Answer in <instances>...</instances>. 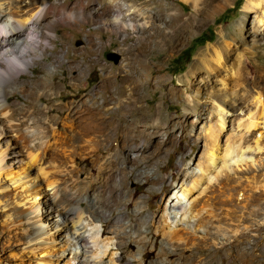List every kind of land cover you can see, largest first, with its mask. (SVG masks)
<instances>
[{
	"label": "bare ground",
	"instance_id": "1",
	"mask_svg": "<svg viewBox=\"0 0 264 264\" xmlns=\"http://www.w3.org/2000/svg\"><path fill=\"white\" fill-rule=\"evenodd\" d=\"M184 1H189L195 8L200 9L198 0ZM260 1L261 0H247L246 8L258 7L261 3ZM150 4H152V2H150ZM202 4L204 6L210 5L211 1H203ZM73 7L80 10V30H83L84 23H92L98 27L100 40L98 39V34L96 35L92 33V31H89L88 35H86L89 44L98 42L101 43V39L103 37L102 33L108 34L110 41L109 46L115 44V38H122L123 43L121 44L122 48L120 51L123 54V58L120 70H125V75L120 78L114 71L105 72L95 92L88 94L86 98H79V109H76L75 106H73V102H63L57 107L56 116L48 121L49 125L52 127L51 141L43 140L44 142L39 148H36L34 143L35 141L28 144V149H30V151L26 155H28V160L37 167V171L40 173L39 175L42 176L41 180L38 176L30 178V173L28 174V172H30L32 168L28 163H23L17 171H13L11 168L3 166L5 156L3 157L1 153H4L5 149L0 151V177L4 175L8 181L7 183L12 187L20 185V188L21 186L25 188V191L23 190L18 194H13L14 197L11 201L2 206V209L0 210L4 209L5 211L2 222H14V209L17 206H22V204L23 206L29 205V209L33 210H30L31 212L36 213L41 211L42 215H45L47 219L51 217L52 212L57 213V216H62V226L66 230L65 234L70 236V238H67V240L64 241L65 244L67 246L76 244V248L78 247L81 253V257L79 259L75 257L74 254H69V258L67 260L65 259L66 262L64 264H92V257H90V260L89 258L86 259L85 256L89 253L97 256L100 252L99 249L101 248L98 249V246L96 245V249H92V246L89 245L88 238L86 239L85 237V226L82 225L85 214L88 218H90L91 222L102 221L105 223L104 232L111 236L110 238H105L103 240L105 244H111L112 246L115 245L116 250L127 249L131 247L132 243L137 244L139 249L143 251V257L150 256L149 253L144 251L147 244L141 247V239H132L131 232L137 234L138 238H141L145 233L146 236L150 233L154 235L156 232L162 234L166 239L164 240V248L162 249V252L166 256H170L173 251H176L175 248L172 250V246H174L172 243L180 244L181 242L182 245H185V249L189 245H195L198 247L199 251H206L210 245L204 243L196 244L194 242V237L198 232L202 233L205 237L208 236V240L215 239L216 237L228 238L227 234L231 233L228 227H222L216 224L213 225L209 222V219L211 217L216 218L218 215L216 210L213 209V200L216 198V192L218 191L221 194L225 193L223 188L226 184H229L228 182L230 179H233L232 177L234 172L229 167L230 163H235L238 168L243 165H247V162L243 164L244 151L253 150L260 152L263 148L261 139L264 137V92H261L259 88L264 82V78L262 76L264 75V67L260 66L258 62H256L257 60H255L258 55V51L246 52L248 55L245 59H240L239 65L233 64V68H231L229 75L226 76L225 80H222V85L225 87L224 89L222 88L221 91L223 94H216L213 96L216 101L214 106V113L216 116L215 122H212L213 125H211V122H209V124L207 123L208 125L202 124L204 119V115L202 113L198 114L199 116L196 122H190L187 120H182L180 123L177 122L180 121L182 119L181 118L180 120L166 122L168 124L165 125L163 123V118L154 114L149 126H144L141 129L142 121L146 122V118L141 120L137 115L133 114L132 118L125 119L124 115L134 113L137 112V110L142 109V106H139V103L142 100L141 91L144 81L141 77L142 75L138 71H140V68L145 65V61L141 57L149 53L153 54L156 51V47L160 45L163 32L161 30L154 29V22L158 21L163 24L166 23L163 16L169 12L167 6H151V9L148 10V12L146 11L143 13L140 9H134L131 11L130 7H125L123 0H75L72 2H67L66 0H56L54 2L49 0H0V117L9 112L6 109L7 105L3 102V100H5V103L9 104V92L13 93L17 90L25 88L23 84L18 86V83L20 82L19 78L23 77L26 69L31 68L34 64H37L38 59L45 56L47 45L51 44V40L53 38H59L57 35L59 34V30L61 28L65 29L72 27L74 22ZM255 12H259L258 8H255ZM146 14L148 18H152V21H144V18L142 19V22L138 20L139 15L145 16ZM169 15L170 22L167 23L170 28L169 36L170 38L175 37L176 42L181 39L184 29L175 28L176 26L172 25L173 22L180 18L178 15ZM260 20L261 23L264 24V19H259L258 22H260ZM150 28L153 32L144 36ZM66 34L67 30H65L62 35L64 36ZM140 34H142V36L138 37L136 43L133 44L134 50H131V47H125L127 39L124 36ZM94 36L98 40L94 38ZM227 37L234 39L231 36ZM224 38L225 37L222 36V40L220 42L221 51L218 47L212 45L197 53L195 56V65L197 66L198 71L196 78H192L188 82H182L180 87L173 84L175 88L170 92L175 93L178 98L182 99L183 94H186L196 88L208 91L211 84H215L218 78L223 75V72L225 71V62L223 61L221 54L222 51L228 53V49L224 43ZM256 38H259L258 34ZM260 46L261 45L258 43H254L255 48L259 49ZM135 51H137V54H134ZM231 52L232 51L230 50L229 54ZM211 55L214 60L211 59ZM53 56V58L57 61L63 62L61 59V56L63 55L60 53H55ZM208 60H211L210 68L206 65ZM233 69L234 71H232ZM30 70L33 72L35 71L34 68H31ZM50 77L52 81H48V78ZM55 77L56 75L54 73L50 71L47 72L46 77L43 79L41 77L42 82L40 84H34L36 87H33L32 89L43 86L44 95L52 96L53 91L60 88L59 84L55 82V79H57ZM112 78L115 79L113 80ZM32 79L34 80L35 78ZM73 79L78 80V78ZM158 79L159 77H155V80ZM125 85L126 90L122 89ZM226 85H231L230 87H234L235 89H230V87L228 88ZM72 86L75 91L74 96L79 97V91L83 89V85L73 83ZM113 87H118V91L112 93ZM182 87L185 88L183 91L181 90ZM177 89L181 90L180 94L177 93ZM197 92L200 93L198 90ZM59 96L63 98V100L65 99V95L62 94V92L59 93ZM97 96H99L101 101L97 99ZM40 98H42V95ZM199 98V94L194 95L192 102L195 105L198 104ZM229 110H233L235 112L240 110L241 113H243L236 126V130L242 128V130H239L237 133L238 141L242 142V146L234 142L232 144L228 143L225 148L220 149V136L225 129L227 111ZM114 111L118 112V115L113 116L112 113ZM18 118L16 119L18 120ZM24 120L25 118L22 117L19 123L15 122L16 125L14 127L6 129L1 128L0 134L2 136H0L4 137L7 142H9L14 136L19 137L23 130L19 125L22 124ZM228 121H231L230 118ZM178 123L180 130H174ZM189 123L195 128L197 139L203 138L205 141L203 156L201 155L196 165L197 169L200 171V175H192L189 178L183 174V178L180 180L178 187L179 191L175 197V199H177V203L169 208L167 205L164 206L165 211L169 209V215H171L170 211L181 209L183 213L180 216V221L184 222V226L179 227L180 225H175L171 228L169 225H166L168 214H162L161 217H159V223H157L158 221L156 222L149 216L145 215L144 208L147 206L150 209L149 200L138 202L136 204L137 211L135 212V220L131 222V224L124 223V217L126 215L122 204L125 203L126 206H131L136 196L132 192H128L127 195L122 194L116 178H126L129 174L128 170L133 167V162L129 163L126 161L123 166L115 165L117 154H110L107 159L109 163V166H107V179L102 184L97 185L96 191H94V194L97 193L96 197L93 196V199L88 200L87 206L84 208L81 203L77 206H73L71 204L74 200V196L70 193L69 189L74 186L71 185L73 182V180H71V174L75 168L72 157L74 154L76 155V153H79L80 149H82V152L86 155L91 152H99L103 149V147L110 144L113 137L118 136V132L120 130H125L126 132L127 130L135 129L136 133H141L140 137H142L146 143L145 152L148 150L146 154L150 155L152 153V151L150 152L151 148L163 147L168 142H173V140L178 137L176 134L177 131L180 132L181 136L185 134L189 129ZM201 124L202 127L198 128ZM162 131L168 134L167 138H156V134ZM29 132L30 131H28V135H26V137L30 136ZM126 135L128 136V134H125V136ZM40 137L38 138L39 140ZM43 137L44 136L41 138ZM33 147H35V149L31 150ZM196 148L197 143L193 142L190 146L191 152L189 154L191 155ZM124 149H122V145H119L117 153H124ZM235 153L237 157H235ZM53 154L56 155L53 156ZM185 155L181 158L182 160L189 157V155L186 157ZM62 156L68 157L70 162L68 168L60 167L61 164L59 165L57 163L58 161H61L60 158ZM147 156L148 155L145 157ZM217 162L220 164L219 167H216ZM250 162H252V160ZM251 165L253 166V164ZM159 170H162V168L160 167ZM193 172L195 173L196 171L193 170ZM57 174L61 175L62 178L56 177ZM138 175L142 174L140 173ZM174 175H176V173ZM145 178L152 185V188H150L149 198L151 199L157 197L156 191H154L155 189L153 188L162 184L164 182V178L159 177L157 180H151L148 175H146ZM36 180L39 182L43 181L45 183V187L49 189L47 190L44 186H39ZM248 183L250 185L245 187L241 185L242 187L239 190L234 189L235 187L230 188L228 194L226 193L227 195H225L226 198H232L234 195L238 198L241 196L242 201H245L244 203H246L252 198H255L256 194L264 191V176L261 180ZM161 190L163 192L162 196L167 199L169 197L168 192H170V189L162 188ZM89 195L90 193L85 191L80 197L83 200L84 198H88ZM17 196L18 198H16ZM41 200L43 203H39ZM41 205H43V207ZM44 206L50 209L51 212L47 213V208L45 209ZM115 213L116 215H113ZM17 215V218L19 219V214ZM226 215H230V212L226 211ZM26 217L28 221L36 218L34 215L30 216L28 214H26ZM160 218L165 224L163 227L160 225L162 223ZM51 221H53V219H51ZM151 221L155 225V230H150L149 232L143 231V228L148 226ZM24 225L26 226L25 223ZM59 226L60 225H57V227L54 228V231L55 229L59 230ZM30 230L32 231L33 229L30 228ZM212 230H214V232H212ZM31 234L33 235L31 237L29 236L27 241L29 244V247H27L28 250L27 252L24 251V253L26 252L28 255L34 254V264H60L64 261H59V259L56 258L50 263V257L56 254L52 255L49 248L50 246L48 245L49 243H45V233L43 230L41 233H37L36 229L35 231L33 230ZM259 238L260 241L256 243V250L254 254L255 261H257L256 264H261L259 259L264 256V235H260ZM62 239H65L64 236ZM114 240L115 244L113 243ZM96 242L99 245V241L97 240ZM246 242L251 243V240L248 239ZM21 252L23 253L22 250ZM35 253H37V255ZM114 254L115 252L112 253V256H114ZM127 260L122 257H117L116 259L111 257L109 259V264H116L117 261H119V264H131L130 261ZM21 263L22 262L20 260L17 261L16 264ZM97 263L95 262L94 264ZM149 264L162 263L150 262Z\"/></svg>",
	"mask_w": 264,
	"mask_h": 264
},
{
	"label": "rangeland",
	"instance_id": "2",
	"mask_svg": "<svg viewBox=\"0 0 264 264\" xmlns=\"http://www.w3.org/2000/svg\"><path fill=\"white\" fill-rule=\"evenodd\" d=\"M49 1L54 2L56 0ZM66 1L72 2L75 0ZM203 1H211V4L204 6L202 4ZM150 2H152V4H150ZM246 2L247 0H198V5L200 6V9H198L195 8L191 2L184 0H123L125 7H130L131 11L134 9H140L145 13L151 9V6L157 7L159 5L167 6L169 10L168 14L163 16L166 23L163 24L158 21L154 22V29L163 32L160 45L156 47V51L153 54L149 53L141 57L145 61V65L140 68V71H138L142 75L141 77L144 81L141 91L142 100L139 103V106H142V109L137 110V112L134 113L125 114L124 118L130 119L133 117V114L137 115L141 120L146 118V122L142 121V129L144 126H149L154 114H157L160 118L162 117L165 125L168 124L166 122L180 120L181 118L182 119L177 122L180 123L182 120L196 122L198 120V114L202 113L204 115L202 124L208 125L209 122H211V125H213L216 116L214 113L216 101L213 96L216 94H223L221 91L222 88L224 89L225 87L222 85V80H225L226 76L229 75L231 68H233V64L239 65V60L242 58L245 59L248 55L246 52L258 51L255 60H257L256 62H258L260 66L264 67V24L261 23V20L258 22L259 19H264V0H261L260 5L255 7L258 8V13L255 12V8H246ZM79 14L80 10L73 7L74 22L72 27L65 29L61 28L57 35L59 38H53L51 44L47 45L45 56L38 59L37 64L31 66L35 71L33 72L30 70L31 68H28L26 69V72H24L23 77L19 78L20 82L18 83V86L23 84L25 88L13 93L9 92V104L5 103L6 101L3 100L4 104L7 105L6 109L9 112L0 117V129L14 127L16 123L21 121L22 117L25 118L22 123L23 125H19L20 128L23 129L22 134L19 137L14 136L9 142H7V140L4 137H1L2 135L0 134V151L5 149V152L1 153L3 157L5 156L3 166L11 168L13 171H17L23 163H28L32 168V170L28 172V174L30 173V178L38 176L41 180L42 176L39 175L40 173L37 171V167L28 160V155H26L30 151V149H28V144L35 141L36 148H39L45 140L51 141L52 127L49 125L48 121L56 116L57 107L63 102H73V106H75L76 109H79V98H86L88 94L95 92L105 72L114 71L120 78L125 75V70H120L123 58V54L120 51L122 48L121 44L123 43L122 38H115V44L109 46L110 41L108 34L102 33L103 37L101 43L89 44L86 38L89 31H92V33L96 35L98 34V39L100 40L98 27L92 23H84L83 30H80ZM169 14L178 15L180 18L173 22L172 25H175V28L184 29L181 39L176 42L175 37L170 38L169 36L170 28L169 24H167L170 22ZM143 18L144 21H152V18L150 19L147 17V14L145 16L139 15L138 20L142 22ZM65 30H67V34L63 36L62 34ZM150 32H153L151 28L144 36L149 35ZM257 34L259 35L258 39L256 38ZM141 36L142 34L124 36L127 39L125 47H131V50H134L133 44L136 43L138 37ZM222 36L225 37L224 43L227 46L228 53L222 51L221 55L225 62H223L225 65V71L223 72V75L218 78L217 82L215 84L212 83L208 91H203L201 88L193 89L188 93L183 94L182 99L178 98L175 93L170 92L175 88L173 84L180 87L182 82H188L190 79L196 78L198 72L197 66L195 65L196 54L212 45L220 49ZM227 36H231L236 40ZM94 38L96 37L94 36ZM255 42L261 45L259 49L254 47ZM230 50L232 52L229 54ZM55 53L63 55L61 56L63 62L57 61L53 58ZM134 54H137V51H135ZM211 59L214 60L212 55ZM206 65L210 68L211 60H208ZM49 71L56 75L55 78L57 79H55V82L59 84L60 88L54 90L52 96H45L43 86L35 89L32 88L36 87L34 84H40L42 79L46 77V73ZM232 71H234V69ZM262 76L264 78V75ZM155 77H159V79L155 80ZM32 78L35 79L33 80ZM73 78H78V80H74ZM112 79L114 80L115 78ZM48 81H52L51 77L48 78ZM73 83L83 85V89L79 91V97L74 96L75 91L72 86ZM230 86L231 85H226L228 88ZM118 89V87H113L112 93L117 92ZM122 89L126 90V85ZM184 89V87L181 88L182 91ZM230 89L235 88L230 87ZM177 90V93L180 94L181 90ZM197 90L200 93H198ZM259 90L264 92V82ZM60 92L65 95L64 100L59 96ZM196 94H199L200 98L198 104L195 105L192 102V98ZM41 95L42 98H40ZM97 99L101 101L99 96H97ZM227 112L225 129L221 134L219 141L220 149L225 148L228 143L232 144L234 142L242 146V142L238 141L237 136L238 131L242 130V128L236 130V126L243 113H241L240 110H237L236 112L229 110ZM112 115L116 116L118 115V112L114 111ZM15 117L18 118V120ZM229 118L231 120L230 122L228 121ZM179 123L174 130H180ZM202 124L198 128H201ZM28 131H30V136L26 137ZM125 134H128V136H125ZM176 134L178 137H176L173 142H168L163 147L154 148L153 144V148L150 150V152L152 151L151 154L153 156L151 154H146L148 152V150L145 152L146 143L144 139L140 137L141 133H136L135 129H130L126 132L125 130H120L118 136L113 137L110 144L103 147L99 152H91L86 155L82 152L83 150L80 149V154L76 153V155L74 154L72 157L75 168L71 174V180H73V184L71 183V185L74 186L69 189L70 193L74 196V200L71 204L77 206L81 203L84 208L87 206L88 200L93 199V196L96 197L97 193L94 194V191H96L97 185L102 184L107 179V166H109L107 159L110 154H117L115 165L123 166L126 161L129 163L133 162V167L128 170L129 174L126 178H116L122 194L127 195L128 192H132L136 196L131 206H126L125 203L122 204L126 215L124 217V223L131 224V222L135 220V212L137 211L136 204L138 202L149 200L150 209L147 206L144 208L145 215L159 223V217H161L162 214H168L166 225H169L171 228L175 225H180L179 227L184 226V222L180 221V216L183 213L181 209L170 211L171 215H169V209L165 211L164 206L167 205L169 208L177 203L175 197L179 191L178 187L180 180L183 178V174L189 178L192 175H200V171L197 169L196 165L201 155L203 156L205 141L203 138L197 139L196 130L190 123L189 129L185 134L181 136L179 131H177ZM40 136L44 137L41 138ZM167 136L168 134L164 131L156 134V138L158 139H166ZM39 137L40 140L38 139ZM193 142L197 143V148L190 155V146ZM261 143L263 148L260 152L253 150L244 151L243 164L247 162V165L238 168L235 163H230L229 167L234 172L233 179H230L228 182L229 184H226L223 188L225 193L221 194L217 191L216 198L213 200V206L215 207H213V209L216 210L218 215L216 218L211 217L209 222L213 225L216 224L218 226L228 227L231 231V233L227 234L228 238L216 237L215 239L208 240V236L205 237L202 233L198 232L195 236L196 238L194 237V242L196 244L204 243L210 245L206 251H199L198 247L195 245H189L185 249V245H182L180 242V244L172 243V245H174L172 246V250L175 248L176 251H173L172 255L166 256L162 252V249L164 248V240H166L162 234L156 232L154 235L150 233L146 236L145 233L141 238H138L137 234L131 232L132 239H141V247L147 244L144 251L149 253L150 256L143 257V251L139 249L137 244L132 243L131 247L123 250H116L115 245L112 246L111 244H105L103 240L111 237L104 232L105 223L102 221L91 222L90 218L85 214L82 221V225L85 226V237L86 239L88 238L89 245L92 246V249H96V245L98 246V249L101 248L99 249V254H97L98 257L89 253L85 256L86 259L92 257V260L90 259L92 264L99 261L101 264H109V259L111 257L114 259L117 257H122L126 260L128 259L127 261H130L131 264H149L150 262H160L162 264H256L257 261H255L254 256L256 250L255 246L256 243L260 241V235H264V191L256 194L255 198L246 202L247 204L244 203L245 201H242L241 196L238 198L234 195L232 198L227 199L225 195L228 194L230 188L235 187L234 189L239 190L242 186L245 187L250 185L248 182H255L263 178L264 137L261 139ZM119 145H122V149L125 148L124 153H117ZM34 149L35 147L31 148V150ZM236 153L235 157H237ZM185 154H188L189 157L182 160L181 158ZM55 155L56 154H53V156ZM146 155L148 156L145 157ZM188 155H185V157ZM60 160L61 161L57 162L59 165L61 164L60 167H69L70 162L68 157L62 156ZM251 160L252 162H250ZM251 164H253V166ZM219 165V162H217L216 167H219ZM160 167L162 170H159ZM193 170L196 172L194 173ZM140 173L142 175H138ZM175 173L176 175H174ZM146 175H148L151 180H157L159 177L164 178L162 184L153 188L155 189L154 191H156L157 197L149 198L152 185L145 178ZM56 177L62 178V176L58 174ZM7 182L8 181L4 175L0 177V209H2L4 204L11 201L14 197L13 194H18L23 190L25 191V188L22 186L21 188L20 185L12 187ZM37 183L39 186H44V188H46L43 181H37ZM162 188L170 189V192H168L169 197L167 199L162 196ZM46 189L48 190L49 188ZM83 190L84 192L88 191L90 195L88 198L82 200L80 196L84 194ZM16 198H18V196ZM1 201H4L5 203ZM39 203H43V201L41 200ZM28 206L29 205L23 206L22 204V206H17L14 209L15 215L13 221L15 223L9 221H6V223L2 222L5 211L4 209L0 210V263L16 264L17 261L21 260V264H34V254L28 255L26 252L28 250L27 247H29L27 242L29 236L31 237L33 235L31 232L36 229L37 233H41L42 230L44 231L45 237H43L45 238V243H49L48 245L50 246L49 248L52 255L56 254L50 257V263L57 258L59 261L64 260L60 263L64 264L69 258V254H74L75 257L79 259L81 253L80 249L78 247L76 248V244L67 246L64 242L67 238H70V236L65 234L66 230L62 226V216H57V213L52 212L51 217L47 219L45 215H42L41 211L36 213L31 212L30 210L32 209H29ZM41 206L43 207V205ZM44 208L46 209L47 207L44 206ZM225 210L230 212V215H226ZM50 212V209L47 208V213ZM17 214H19V219L17 218ZM26 214L30 216L34 215L36 217L33 218L35 221H28ZM113 215H116V213ZM51 219H53V221H51ZM160 221L162 222H160V225L163 227L165 224L162 219ZM57 225H60V229L58 228L59 230L55 229L54 231V228L57 227ZM30 228L33 230L31 231ZM150 230H155V225L152 221L148 226L143 228V231L145 232H149ZM212 232H214V230H212ZM63 236L65 239H62ZM248 239L251 240V243L246 242ZM97 240L99 241V245L96 242ZM114 242L115 240L113 243ZM24 251L26 252L24 253ZM114 252L115 254L112 256V253ZM35 254L37 255V253ZM259 261L261 264H264V256L261 257ZM100 262L97 264H100ZM116 264H119V261H117Z\"/></svg>",
	"mask_w": 264,
	"mask_h": 264
},
{
	"label": "trees",
	"instance_id": "3",
	"mask_svg": "<svg viewBox=\"0 0 264 264\" xmlns=\"http://www.w3.org/2000/svg\"><path fill=\"white\" fill-rule=\"evenodd\" d=\"M200 40H201V38H200ZM202 41H204V40H202Z\"/></svg>",
	"mask_w": 264,
	"mask_h": 264
}]
</instances>
